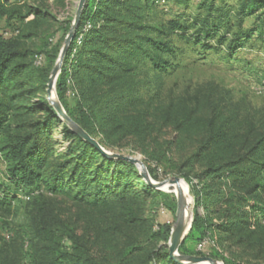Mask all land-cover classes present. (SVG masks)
<instances>
[{"label": "trees", "instance_id": "16d2710c", "mask_svg": "<svg viewBox=\"0 0 264 264\" xmlns=\"http://www.w3.org/2000/svg\"><path fill=\"white\" fill-rule=\"evenodd\" d=\"M38 1L0 0V19L16 33L11 37L0 33V157L5 164L0 223L8 232L7 237L0 236V264H109L56 207L54 201L60 196L102 212L99 227L119 239L114 251L120 264H182L169 254L171 224L156 226L146 215L142 198L161 192L134 163L109 158L80 137L51 103L47 83L61 42L46 40L42 49L25 46L27 39L41 35L43 24L56 19L45 0ZM157 1L87 0L82 9L57 92L68 115L92 137L112 118L103 113L104 108H123L140 99L100 93L94 86H110L140 72L148 78L169 73L176 68L174 60L180 52L174 36L206 52L225 50L229 57L254 36L264 40V11L252 29L244 26L248 16L264 10V0H236L231 8L229 0H205L195 16L182 15L156 25L149 17ZM205 10L208 13L202 15ZM72 27L71 17L63 22V36ZM39 56L45 69L35 63ZM68 80L80 87L74 109L65 102ZM59 127L72 139L67 146L52 137ZM226 134L212 123L208 137L183 163L191 170L201 166L194 176L182 173L196 196L186 239L230 243L227 264H264V133L229 159L217 157L213 150L225 142L232 146ZM100 144L105 146V140ZM202 201L212 204L204 205V213ZM21 208L22 221L10 220ZM179 251L184 252L183 245Z\"/></svg>", "mask_w": 264, "mask_h": 264}, {"label": "rangeland", "instance_id": "374dc122", "mask_svg": "<svg viewBox=\"0 0 264 264\" xmlns=\"http://www.w3.org/2000/svg\"><path fill=\"white\" fill-rule=\"evenodd\" d=\"M27 1L29 4L39 3L38 0ZM79 1L45 0L56 19L43 24L39 28L41 35L27 39L25 46L42 49L46 40L60 41L62 52L68 35L63 36L61 27L63 22L71 17L74 24ZM181 1L180 3L176 0H158L149 20L159 25L182 15L193 17L199 12V4L205 0ZM235 4L236 0H229L227 3L229 8ZM263 11L260 9L248 16L244 26L252 29ZM207 13L205 10L202 15ZM32 18L31 15L26 21ZM19 24L17 22V26ZM0 33L5 37L16 34L12 33L4 19H0ZM45 33H49L47 38L43 36ZM173 40L180 52L174 60L176 68L169 73L156 74L148 78L145 72H140L133 77L123 76L110 86H94V90L100 93L105 91L109 95H138L140 99L126 103L123 108L114 106H110L109 110L104 108L103 113L108 112L112 118L108 124L98 127L97 135L93 138L99 143L105 140V146L100 145L108 152L139 158L146 168L148 177L154 183L178 177L180 183L187 187L190 197V202L188 200L187 202L194 206L193 209H189L190 218L194 219L196 196L192 191L191 182L182 173L194 176L200 171L201 166L199 164L195 170H191L183 163L208 137L210 125L214 123L215 127L225 130L231 140L232 146L226 147L225 142L213 149L217 157L226 159L234 157L232 154L237 153L242 146H244L242 151L248 149L249 143L264 133V40H258L254 36L230 57L225 50L206 52L199 47L187 45L177 36H174ZM59 58L60 55L55 65ZM37 65H42V62ZM63 66L64 59L53 91L54 98L67 112L57 92V81ZM45 67L46 63H43L40 69ZM54 67L50 71V77ZM78 88L80 89L79 85H72L71 80H68L65 102L69 108H75L76 95H79ZM246 135L249 136L248 140L245 139ZM52 137L54 141L64 142V146L72 141L60 127L52 131ZM204 160L206 159L203 158L200 163L202 164ZM181 164L184 167L179 170ZM135 165L142 174V166ZM4 170L5 164L0 157V181L4 178ZM158 190L161 194L152 191L142 198L146 215L154 220L156 226L170 223L173 228L178 206L177 188L174 186ZM182 192L184 194L183 189ZM20 196L24 200L27 199L22 194ZM54 202L67 222L78 228L79 234L88 241L96 253L109 264H120L119 255L114 251L119 239L99 227V222L104 218L100 210L78 204L69 197L60 196ZM204 205L212 207L211 202L202 201L200 210L203 213ZM24 213V208H21L17 217L10 220L22 221ZM214 233L218 238L219 233L217 231ZM0 236H8V232L2 229V223ZM200 243L194 238L185 239L182 243L184 252L179 253L207 256L220 264H227L226 259L231 257L227 248L230 243L221 244L220 241L214 242L209 239V243L202 248ZM27 251L28 249L26 253ZM26 258L28 259V256Z\"/></svg>", "mask_w": 264, "mask_h": 264}, {"label": "water", "instance_id": "95a60500", "mask_svg": "<svg viewBox=\"0 0 264 264\" xmlns=\"http://www.w3.org/2000/svg\"><path fill=\"white\" fill-rule=\"evenodd\" d=\"M87 0H80L77 13H76V18L73 24V27L70 31V33L67 36L66 39V44L60 54V58L55 65L49 83H48V97L51 101V103L54 105L56 110L58 111L59 115L67 121L72 128L86 141L91 143L93 146H95L98 150H100L105 156L113 159H121V160H126L129 162H132L134 164H140L143 168V173L142 175L145 177L147 182L155 187L156 189H169L170 187H174L178 185L177 193H178V206H177V211H176V221L175 225L172 228L171 231V236L170 240L168 242L169 246V254L170 257L173 258L175 261L182 263V264H220L216 260H214L211 257L207 256H197V255H183L179 253V248L182 245V243L185 241L187 238L191 228H192V223H193V218L191 217L189 225L186 226L187 224V213L189 212V209H193V205H189L186 198L184 197V194L182 192V189L179 187L180 185V180L178 177H175L173 179L165 180L163 182H158L154 183L150 180V178L147 175L146 168L142 161L139 158L136 157H131L128 155L124 154H118V153H112L108 152L105 150L100 143L93 138L86 130H84L79 124H77L68 114L67 112L63 109L62 105L59 103L58 100L54 98V87H55V82L57 79V76L61 70L62 67V62L65 56V53L70 45V42L72 38L75 35V30L76 27L78 26L80 15L82 12V9L85 5Z\"/></svg>", "mask_w": 264, "mask_h": 264}, {"label": "bare ground", "instance_id": "6f19581e", "mask_svg": "<svg viewBox=\"0 0 264 264\" xmlns=\"http://www.w3.org/2000/svg\"><path fill=\"white\" fill-rule=\"evenodd\" d=\"M179 187H180L181 189H183L184 194H185V197H186V200H188V201L190 202V197H189V195H188L187 187L184 185V183H180ZM175 188L178 189V185L175 186ZM188 204H189V203H188ZM190 215H191V214L188 212V213H187V224H186V226L189 225V223H190V220H191Z\"/></svg>", "mask_w": 264, "mask_h": 264}, {"label": "built area", "instance_id": "2783aa9c", "mask_svg": "<svg viewBox=\"0 0 264 264\" xmlns=\"http://www.w3.org/2000/svg\"><path fill=\"white\" fill-rule=\"evenodd\" d=\"M41 62H42V56L37 57L35 63L40 64ZM208 243H209V239H204L200 243V248L206 246Z\"/></svg>", "mask_w": 264, "mask_h": 264}]
</instances>
